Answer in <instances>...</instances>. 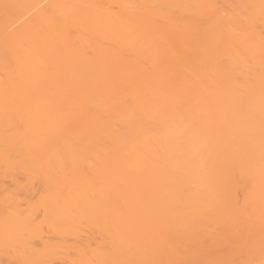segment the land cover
Listing matches in <instances>:
<instances>
[{
  "label": "bare ground",
  "instance_id": "1",
  "mask_svg": "<svg viewBox=\"0 0 264 264\" xmlns=\"http://www.w3.org/2000/svg\"><path fill=\"white\" fill-rule=\"evenodd\" d=\"M56 262L264 264V0H0V264Z\"/></svg>",
  "mask_w": 264,
  "mask_h": 264
},
{
  "label": "rangeland",
  "instance_id": "2",
  "mask_svg": "<svg viewBox=\"0 0 264 264\" xmlns=\"http://www.w3.org/2000/svg\"><path fill=\"white\" fill-rule=\"evenodd\" d=\"M7 191H5V192H13V190H12V188H8V189H6ZM18 191V190H17ZM34 192V191H33ZM35 193H37V191L35 190V192L33 193V195H31L32 197V199H30L31 201H35L36 200V197H35V200H33L34 199V195H37V194H35ZM30 196H28V198H29ZM28 198H27V200H28ZM22 200H21V206H22V208H25L26 207V199H24V198H21ZM29 201V200H28ZM59 262H61V261H59ZM64 262H62V264H63ZM55 264H61V263H58V262H56ZM65 264V263H64Z\"/></svg>",
  "mask_w": 264,
  "mask_h": 264
}]
</instances>
